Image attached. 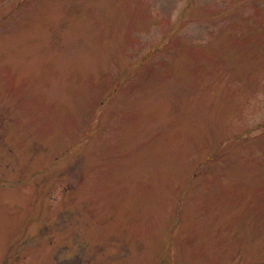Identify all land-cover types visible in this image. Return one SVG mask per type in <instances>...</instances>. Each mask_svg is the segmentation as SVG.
<instances>
[{
    "label": "rangeland",
    "instance_id": "rangeland-1",
    "mask_svg": "<svg viewBox=\"0 0 264 264\" xmlns=\"http://www.w3.org/2000/svg\"><path fill=\"white\" fill-rule=\"evenodd\" d=\"M0 264H264V0H0Z\"/></svg>",
    "mask_w": 264,
    "mask_h": 264
}]
</instances>
